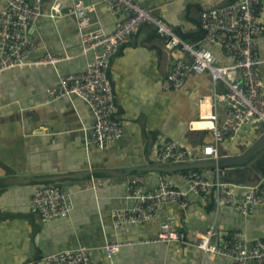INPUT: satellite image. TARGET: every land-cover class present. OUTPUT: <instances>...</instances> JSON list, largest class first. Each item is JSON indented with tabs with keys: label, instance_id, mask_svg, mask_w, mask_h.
<instances>
[{
	"label": "crops",
	"instance_id": "obj_1",
	"mask_svg": "<svg viewBox=\"0 0 264 264\" xmlns=\"http://www.w3.org/2000/svg\"><path fill=\"white\" fill-rule=\"evenodd\" d=\"M51 1L42 0L44 10ZM62 1L66 5L70 2ZM139 1L155 8L177 35L194 42L203 36L201 9L232 0ZM4 4L5 0H0V10ZM95 7L93 16L109 32L123 17L110 14L103 3ZM261 19L263 32L257 51L264 82V15ZM31 38L36 45L32 58L45 53L64 58L56 65H24L0 72V180L75 174L74 178L59 181L70 192L72 209L67 217L44 219L29 210L37 184H0V264H42L46 254L79 246L88 247L94 258L104 259L107 241L152 238L168 217L174 219L187 243L125 246L114 255L113 264H234L221 256L206 257L191 245L211 225L217 233L215 241L236 231L244 233L250 242L264 240V203L242 216L229 205H216L213 198L203 199L193 193L185 209L176 204L162 205L153 220L137 225L114 224L112 210L135 202L128 197L131 187L149 191L162 175L185 187L179 172L165 174L152 168L160 163L159 148L166 140L181 141L197 156L202 145L211 142L209 133L190 128L198 118L201 99L211 100L216 91L208 72L191 73L180 87L163 89V77L182 54L167 52L164 38L151 24H143L113 56L108 71L115 115L124 123L123 134L107 148L98 149L89 143L94 118L87 103L78 97L51 100L45 91L57 83L60 74L84 72L92 59L90 53L82 52L74 18L41 17L31 30ZM209 48L218 64L229 63L220 47ZM215 111L221 122L226 116L225 103L217 102ZM194 125L197 128L204 124ZM263 135L258 125L243 127L234 139L220 144L221 156L240 157ZM250 165L252 171L241 182L237 181L238 173L224 177L237 184L238 197L246 186L264 179V154L251 160ZM94 170L100 172L88 174ZM204 175L213 179L216 171L208 170Z\"/></svg>",
	"mask_w": 264,
	"mask_h": 264
},
{
	"label": "built area",
	"instance_id": "obj_2",
	"mask_svg": "<svg viewBox=\"0 0 264 264\" xmlns=\"http://www.w3.org/2000/svg\"><path fill=\"white\" fill-rule=\"evenodd\" d=\"M69 1L66 5L62 0H52L44 10L42 0H5L0 10V72L24 65H56L64 56L45 53L31 57L36 50L31 30L41 17L54 20L63 15L72 16L82 52L90 53L92 59L84 72L60 74L57 83L45 91L51 100L78 97L87 103L94 118L89 142L92 147L105 149L123 134L124 123L115 115V95L108 71L117 51L147 23L156 26V32L164 38L167 52L182 54L174 59L170 71L163 77V89H176L189 74L204 72L209 73L216 89L211 100L201 99L198 118L190 123L191 129L209 133L211 142L203 144L197 156L181 141L166 140L159 148L160 163L218 160L222 157L220 144L234 139L243 127L258 125L264 131V82L259 73L261 60L257 51L258 39L263 32L264 0H232L221 6L202 8L199 24L203 36L194 42L177 35L155 8L147 7L139 0ZM99 2L110 14L123 15L117 19L111 32L93 16ZM209 45L220 47L229 63L218 64ZM217 102H224L226 106V116L221 122H218L215 111ZM195 123L204 125L196 128ZM227 169L180 171L185 187L165 175L160 176L157 185L149 191L131 187L128 197L135 202L112 210L114 224L137 225L153 220L162 205L176 204L185 209L191 193L203 199L211 197L216 205H229L246 216L255 206L264 203V179L246 186L244 194L238 197L237 184L224 179ZM208 170L216 171L215 178L204 175ZM71 209L70 192L60 182L41 183L34 187L29 200L32 214L44 219L67 217ZM216 235L211 225L191 245L206 257L221 256L234 264H264V240L250 242L244 233L238 231L220 241H215ZM148 243L187 242L174 219L168 217L159 224L152 238L107 241L103 246L104 259L94 258L88 247L79 246L46 254L42 257V264H113V257L121 248Z\"/></svg>",
	"mask_w": 264,
	"mask_h": 264
},
{
	"label": "water",
	"instance_id": "obj_3",
	"mask_svg": "<svg viewBox=\"0 0 264 264\" xmlns=\"http://www.w3.org/2000/svg\"><path fill=\"white\" fill-rule=\"evenodd\" d=\"M66 12V8L63 9ZM153 29L156 30V26L151 24ZM260 154H264V135L252 145V147L240 157H221L218 160H192L187 162L179 163H159L152 170L159 173L171 174L175 172L185 171V170H206V169H216V168H228L227 174L231 176V173L239 174L238 182L244 178L247 173L252 171L251 160L256 159ZM105 172H110L109 170H104ZM229 171V172H228ZM100 171H92L88 174L96 175ZM87 174V173H86ZM75 174H60V175H45L40 177H29V178H11L8 180H0V184L5 183H22L31 182L35 184L47 183V182H57L59 180L74 178Z\"/></svg>",
	"mask_w": 264,
	"mask_h": 264
},
{
	"label": "rangeland",
	"instance_id": "obj_4",
	"mask_svg": "<svg viewBox=\"0 0 264 264\" xmlns=\"http://www.w3.org/2000/svg\"><path fill=\"white\" fill-rule=\"evenodd\" d=\"M46 18V17H45ZM253 170H255V168L253 169ZM263 237V239H264V236H262Z\"/></svg>",
	"mask_w": 264,
	"mask_h": 264
},
{
	"label": "bare ground",
	"instance_id": "obj_5",
	"mask_svg": "<svg viewBox=\"0 0 264 264\" xmlns=\"http://www.w3.org/2000/svg\"><path fill=\"white\" fill-rule=\"evenodd\" d=\"M59 181H60V180H59ZM59 181H58V182H59Z\"/></svg>",
	"mask_w": 264,
	"mask_h": 264
},
{
	"label": "trees",
	"instance_id": "obj_6",
	"mask_svg": "<svg viewBox=\"0 0 264 264\" xmlns=\"http://www.w3.org/2000/svg\"><path fill=\"white\" fill-rule=\"evenodd\" d=\"M207 133V132H206Z\"/></svg>",
	"mask_w": 264,
	"mask_h": 264
}]
</instances>
